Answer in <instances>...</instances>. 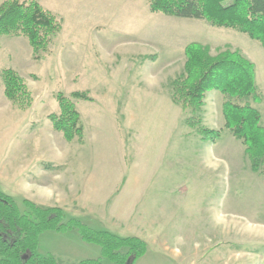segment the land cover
<instances>
[{
	"label": "rangeland",
	"instance_id": "rangeland-1",
	"mask_svg": "<svg viewBox=\"0 0 264 264\" xmlns=\"http://www.w3.org/2000/svg\"><path fill=\"white\" fill-rule=\"evenodd\" d=\"M37 1L62 21L63 29L40 60L34 59L26 37L0 39V191L25 211L18 186L19 164L29 174V164L47 150L57 149L60 142L73 149L74 159L77 148L82 149L78 157L104 172L123 163V153L129 162L133 157L141 162L151 149L162 161L158 192L166 202L173 195L179 213L175 227L165 229L170 249L152 242L136 264L174 263L173 246L197 249V264H264V175L251 170L242 141L225 128V96L211 91L204 111V124L222 130L213 144L215 150L227 151L211 179L201 174L203 161L192 153L201 136L186 124L189 112L171 98V83L183 72L189 43L209 45L213 54L227 46L240 49L264 74L261 43L204 20L153 13L149 0ZM8 68L28 85L29 106L21 107L6 97L1 72ZM76 91H87L91 100L73 98ZM58 93L75 103L82 139L69 142L52 127L49 115L60 113ZM256 107L264 114V104ZM124 122L130 130H124ZM178 145L181 177L173 185L169 169L174 160L178 162ZM46 164L43 167L53 168ZM54 243L64 246L67 241ZM91 247L92 254L102 258L101 249Z\"/></svg>",
	"mask_w": 264,
	"mask_h": 264
},
{
	"label": "trees",
	"instance_id": "trees-1",
	"mask_svg": "<svg viewBox=\"0 0 264 264\" xmlns=\"http://www.w3.org/2000/svg\"><path fill=\"white\" fill-rule=\"evenodd\" d=\"M151 12L179 18L204 20L214 27L233 29L249 35L264 47V0H149ZM63 29L62 21L37 0H5L0 4V39L24 36L35 60L49 50L53 38ZM183 72L172 83V101L189 112L186 124L206 142L216 143L221 129L204 124L208 94L217 90L225 96L222 106L225 128L242 141L253 172L264 175V124L256 104L264 96L256 79V64L240 49L227 46L217 54L209 45L191 42L185 47ZM6 97L21 107L31 104L32 95L25 80L13 69L1 72ZM76 99L91 100L87 91L72 93ZM60 113L49 119L54 130L71 142L82 139L80 113L73 100L58 93ZM48 166H46L47 168ZM23 211L15 199L0 191V264H64L54 255L38 253L40 236L48 230H78L81 238L101 247L102 258L72 264H136L148 251L139 237H123L97 230L82 220L68 217L59 207L39 206L24 200ZM124 248L128 250L123 251Z\"/></svg>",
	"mask_w": 264,
	"mask_h": 264
},
{
	"label": "crops",
	"instance_id": "crops-1",
	"mask_svg": "<svg viewBox=\"0 0 264 264\" xmlns=\"http://www.w3.org/2000/svg\"><path fill=\"white\" fill-rule=\"evenodd\" d=\"M252 61L256 64L255 60ZM256 79L264 96V89L261 86L264 74H260L257 64ZM259 104H264V99ZM262 115L264 121V114ZM121 116L124 121L127 120L125 112H122ZM115 117L120 121L118 111ZM124 123V130H130L127 123ZM118 126L120 130L123 129V126ZM52 133L54 132L50 129V134ZM198 142L194 145L192 153L196 155L197 160L199 156V160L203 161L201 174L211 179L214 172L218 174L221 169L223 155L227 151L221 147L218 152L214 148L215 143L203 140ZM179 146L178 162L175 163L174 160L169 169L173 185L179 184L181 177ZM80 150L82 149L77 148V158L74 159L73 149L60 142L57 149L47 150L42 154L44 157L36 158L34 163L29 164V174H24L26 166L19 164L17 176L20 193H23L21 200L27 199L39 206L59 207L68 217L78 218L93 228H99L97 230H107L123 237H139L147 242L148 251L152 242L164 249H170V238L165 237L164 233L165 229L175 227L179 212L173 195L170 201L166 202L158 192L157 178L160 176L162 161L153 155L154 151L150 149L146 160L141 162L135 161V157L129 162L127 155L123 153V163H118L109 172H104L102 168L95 169L94 165L83 162V157H78ZM46 163L53 168L43 167ZM55 240L67 241V244L58 246L54 243ZM93 245L96 244L85 242L76 229L67 232L48 230L40 236L38 253L42 256L52 254L64 264H72L85 259H97L98 256L92 254ZM213 248L204 249L210 252ZM127 250L123 249L124 252ZM171 250L172 258L175 260L171 264L198 263L199 252L191 246L185 248L173 246ZM103 259L110 261L107 258Z\"/></svg>",
	"mask_w": 264,
	"mask_h": 264
}]
</instances>
